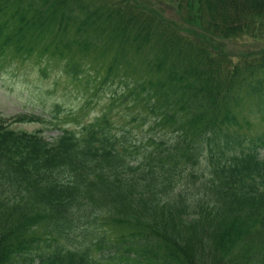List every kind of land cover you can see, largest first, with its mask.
I'll return each instance as SVG.
<instances>
[{
    "label": "trees",
    "instance_id": "trees-1",
    "mask_svg": "<svg viewBox=\"0 0 264 264\" xmlns=\"http://www.w3.org/2000/svg\"><path fill=\"white\" fill-rule=\"evenodd\" d=\"M76 2L0 0V52H30L42 40L44 58L52 48L62 61L73 54L64 61L69 75L98 88L118 76V57L108 54L101 73L83 71L76 56L90 64L117 42L135 79L117 80L110 107L153 101L157 123L175 127L178 144L153 142L162 148L142 157L126 131L114 129L110 110L50 139L10 125L40 116L19 113L8 122L0 113V264H264V158L238 132L253 121L237 117L263 93L255 103L264 119V50L259 60L233 65L201 40L261 32L264 0H157L173 5L180 23L133 0H81V13L70 7ZM241 68L258 77L260 92L239 84ZM199 155L210 178L175 193L187 174L197 178ZM74 209L105 211L121 244H99L96 256L90 246H66L59 232L69 233ZM53 230L59 234L40 246L37 235Z\"/></svg>",
    "mask_w": 264,
    "mask_h": 264
},
{
    "label": "rangeland",
    "instance_id": "rangeland-1",
    "mask_svg": "<svg viewBox=\"0 0 264 264\" xmlns=\"http://www.w3.org/2000/svg\"><path fill=\"white\" fill-rule=\"evenodd\" d=\"M80 1L77 0L70 7L80 12ZM133 1L151 8L156 13L154 15H157L161 19L167 17L172 20H180L179 23L182 22L180 14L176 13L175 7L167 2L160 4L154 2L152 5V0ZM88 3L90 4V0H88ZM8 27L5 28V31H8ZM262 31L264 29H261L259 33H253L251 36L237 35L228 39L209 36L206 33L202 35L201 40L213 48L212 50L223 54L225 61L229 58V62L237 65L251 58L246 56L245 58L247 59H242L246 50L251 49L263 52L264 32ZM42 48L43 41L41 40L30 52L22 51L21 53H15L8 47L3 54L1 53L2 51L0 52V113L5 116L19 113H33L42 116L44 119V122L10 123L11 126L28 132L42 130L44 135L51 138L59 132V127L60 131L62 128H70L78 132L82 125L95 121L96 117L110 110L106 114V117L116 124L113 125L114 129L120 133L126 131L125 134L134 141L131 143L132 146L136 148V151L139 150L142 157L145 151L151 149L150 141L165 139L167 142H170L172 139L174 144H178V138H175L179 133L177 129L171 126L169 122L163 126L157 123L161 118V113L157 110L158 105L153 101H149L147 106H142L141 103L133 105L129 101L120 102L118 100L115 105L113 104L110 107V92L114 91V88L118 90L120 81L124 82L129 81V79H135L132 76L133 74L126 72V69L130 70V62L126 56L119 54L117 42L111 45L106 53H100L90 64H86L79 55L76 56L84 64L82 67L83 71L89 70L91 72L95 70L99 71L100 69L101 73H106L105 68L101 67L106 66L113 59L106 60L108 54H111V57L113 54L114 57H118L120 71L115 69V72H118V76L112 75L108 81L101 84L98 83V88L93 86L84 88L81 85L84 82V76L72 79L69 75L68 70L64 66V61L71 58L70 56H73V54H65L64 57L66 58L62 61V56L55 53L52 48L46 58H44L45 54L39 52ZM227 67L230 68L231 66L227 64ZM126 73L131 76H126L122 79ZM239 73L242 75L238 78L239 84L255 88V93L262 90L258 86V77L249 74L246 68H241ZM141 74L142 77L148 79L143 73ZM117 80L119 83H117ZM112 81L114 82L111 84ZM119 92L117 91L116 96L119 95ZM261 94L263 95V93ZM262 95L257 94L255 97L253 96L254 99L249 100L243 109H239L240 115H237L239 120L241 117L242 122L253 121V126L248 130L242 124L245 134L239 132L250 141H256L257 138L264 135V119H262V114L257 111L258 106L255 103L257 100H262ZM56 105L60 107L57 113H55L57 110ZM151 108H154V110ZM173 134L176 135L173 136ZM261 155L264 156V148L261 150ZM195 165L199 169L205 170L203 169L205 164L202 155H199ZM209 177V171H207L202 176V180ZM196 183L192 185L191 179L185 177L183 185L187 190L184 189V192L190 193L195 190L194 185ZM82 212L85 213L84 210ZM106 217L107 213L103 210L97 213L92 212L86 221L89 232L83 231L80 235V240L82 241L85 237L92 239L98 236L96 233L98 229L103 228L101 225L102 219H106ZM39 228L42 229L40 226ZM93 253H96V250Z\"/></svg>",
    "mask_w": 264,
    "mask_h": 264
}]
</instances>
